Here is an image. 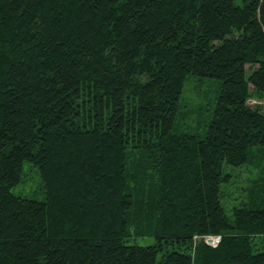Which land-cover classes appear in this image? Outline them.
I'll return each mask as SVG.
<instances>
[{
  "label": "trees",
  "instance_id": "trees-1",
  "mask_svg": "<svg viewBox=\"0 0 264 264\" xmlns=\"http://www.w3.org/2000/svg\"><path fill=\"white\" fill-rule=\"evenodd\" d=\"M191 75L220 88L203 136L174 131ZM24 161L44 200L11 192ZM258 238L264 0H0V264H264Z\"/></svg>",
  "mask_w": 264,
  "mask_h": 264
},
{
  "label": "rangeland",
  "instance_id": "rangeland-1",
  "mask_svg": "<svg viewBox=\"0 0 264 264\" xmlns=\"http://www.w3.org/2000/svg\"><path fill=\"white\" fill-rule=\"evenodd\" d=\"M242 1L234 0L236 5H241ZM183 87L174 131L192 133L197 131L203 136L212 119L214 105L220 91L219 85L215 79L191 75ZM249 102L254 103L255 101L250 99ZM224 170L230 172L232 177L229 183L221 186L220 202L223 204L226 214L230 216L232 207L240 206L241 203L249 204L247 186L250 185V180L260 175V172L250 164L247 166L239 165V167L224 165ZM20 181L18 185L12 187V193L30 199H45L43 181L40 179L38 171L28 161H24L22 165ZM259 201L257 199L254 203H257V207H262ZM134 241L143 246L155 243L151 236L135 237ZM256 242L259 248L264 249V238H258Z\"/></svg>",
  "mask_w": 264,
  "mask_h": 264
},
{
  "label": "built area",
  "instance_id": "built-area-1",
  "mask_svg": "<svg viewBox=\"0 0 264 264\" xmlns=\"http://www.w3.org/2000/svg\"><path fill=\"white\" fill-rule=\"evenodd\" d=\"M194 242L203 241L207 246L216 247L220 242L222 237L220 235H194Z\"/></svg>",
  "mask_w": 264,
  "mask_h": 264
}]
</instances>
